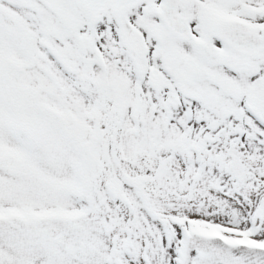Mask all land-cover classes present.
I'll use <instances>...</instances> for the list:
<instances>
[{
    "label": "snow or ice",
    "instance_id": "1",
    "mask_svg": "<svg viewBox=\"0 0 264 264\" xmlns=\"http://www.w3.org/2000/svg\"><path fill=\"white\" fill-rule=\"evenodd\" d=\"M0 264H264V0H0Z\"/></svg>",
    "mask_w": 264,
    "mask_h": 264
}]
</instances>
